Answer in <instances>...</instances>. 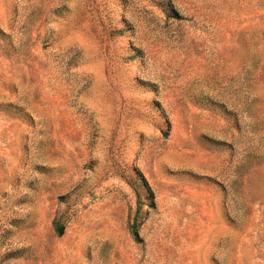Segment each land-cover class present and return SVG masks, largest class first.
<instances>
[{
  "label": "rangeland",
  "instance_id": "rangeland-1",
  "mask_svg": "<svg viewBox=\"0 0 264 264\" xmlns=\"http://www.w3.org/2000/svg\"><path fill=\"white\" fill-rule=\"evenodd\" d=\"M0 264H264V0H0Z\"/></svg>",
  "mask_w": 264,
  "mask_h": 264
},
{
  "label": "trees",
  "instance_id": "trees-1",
  "mask_svg": "<svg viewBox=\"0 0 264 264\" xmlns=\"http://www.w3.org/2000/svg\"><path fill=\"white\" fill-rule=\"evenodd\" d=\"M131 230L134 234H136V223H132L131 225ZM55 229L57 231L58 234L62 233V227L59 226L58 224H55Z\"/></svg>",
  "mask_w": 264,
  "mask_h": 264
}]
</instances>
